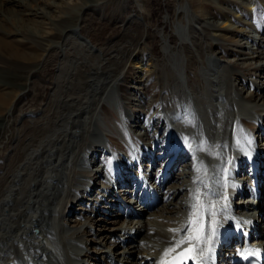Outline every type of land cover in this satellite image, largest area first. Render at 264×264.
<instances>
[{"label":"bare ground","instance_id":"bare-ground-1","mask_svg":"<svg viewBox=\"0 0 264 264\" xmlns=\"http://www.w3.org/2000/svg\"><path fill=\"white\" fill-rule=\"evenodd\" d=\"M51 5L0 0V62L43 57L36 43L21 51L31 33L62 54L40 109L12 128L5 122L23 96L0 87V264H178L187 253L188 264H241L237 224L264 254V32L248 58L219 54L209 27L207 42L196 40L200 21L185 4L167 25L176 36L161 37V62L151 49L135 62L143 16L126 17V42L97 46L81 35L80 16L58 37L30 27ZM241 27L222 36L236 40ZM132 68L146 75L140 86L124 85ZM120 104L126 127L110 109ZM111 129L139 134L142 171ZM114 146L128 155L116 154L118 170L99 160Z\"/></svg>","mask_w":264,"mask_h":264},{"label":"rangeland","instance_id":"rangeland-1","mask_svg":"<svg viewBox=\"0 0 264 264\" xmlns=\"http://www.w3.org/2000/svg\"><path fill=\"white\" fill-rule=\"evenodd\" d=\"M94 1L95 3L98 1L101 5L99 7H87V5H90ZM39 2H48L52 4L49 6L50 9L48 7L45 8V11H47L49 15L44 19H36L39 22L42 21L43 24L39 22H29L30 27H36V29H40L41 31L48 30L50 32L53 30L55 33L54 36L58 37L62 30L70 27L74 20L80 16L81 21L79 29L81 35L91 40L97 46H104L111 43L120 45L126 42L129 40L128 33L125 32V29L127 28V24L125 22L126 17L133 15V13L134 15L143 16L149 24L148 36L144 41V44H141L140 54L137 58H135V62L145 58L146 56L148 57L151 52L155 62H161L162 58L160 54L163 50V40L161 37L162 35H167L170 32L171 35L176 36L175 33H172V31L175 32V29L168 30V26H173L174 22L176 23L180 20V17L176 16L175 12H177L178 9L185 4L191 6V12L200 21V24H196V27L200 28L198 29L200 32H198L196 34L197 36H195L196 40L199 41V34H204L203 31L205 30L203 29L206 28L208 30L210 28L208 32H205H216L218 35L215 41L218 44L217 50L219 54L224 51L232 53L238 51L236 52L239 53L237 54L236 59L248 58L251 56L250 51L257 50V45L255 44L259 42L262 37V33L264 32V0H39ZM7 15L8 14H6V16ZM227 19L230 21L225 24ZM165 21H168L169 24H164ZM230 22H234L235 26H228ZM240 27L244 30L239 38L236 37V40L232 41L229 37L222 36L223 33H229L230 35L233 31L240 30ZM223 28H226V30ZM70 31L73 33L72 29ZM32 34L33 33L26 36L27 38H25V43L27 45L24 44L25 46L20 49L21 51L30 54L31 51L29 48L33 46V44L31 45L30 43H36L35 45L38 47H36L37 53L39 55H43V57L41 56L40 59H31L28 61H9L6 59L0 62V87L2 89L11 88L13 91H17L18 93L21 92L23 96V98L20 99L21 102L17 105L18 107H16V112L10 118H7V121L5 122V125L8 123L9 125H12L11 128L14 127V124L21 123L24 117L23 115L26 111L34 112L40 109L38 96L49 93L51 89L50 86L53 85V78L57 72L56 68L61 62L62 54L60 49L54 48L51 52H45V43L35 38H33L35 40L32 41V38H30ZM203 34H201V37H203L204 42H207ZM171 35L169 38H171L170 40L174 43L175 39L172 38ZM239 44H242L243 48H238ZM74 53V50L71 49L68 54L74 55ZM154 75L155 74L152 73V78ZM254 75L255 77L259 76L256 72L253 74V78ZM241 77L245 78L246 76L243 77L241 75ZM145 79L146 75L144 73L138 69L132 68V71L125 78L124 85L130 87L135 85L140 86L139 81L143 82ZM29 92H31V94ZM24 94L27 96H24ZM31 102H33L34 105ZM121 107L122 104H120L116 110L112 106L110 109L114 113L116 119L120 122L122 121L123 125L126 127V120ZM6 113L7 111H5V114ZM1 120L2 119L0 117V122ZM9 125L8 130H12ZM109 127H111V124ZM110 133L112 134L111 136L114 141H117L127 147L130 150V154L133 152L136 159L139 158L141 162V158L139 157L140 144L137 142L136 137L133 138V136L139 134H135L133 132V134H135L133 135L129 129L126 131L127 134L123 132L119 133L117 130L114 131V129H111ZM8 143V147L10 149L13 146L11 144V140H9ZM107 143L112 146V143L109 140H107ZM114 148V154L112 152L110 155L105 154L99 157V160L102 162L101 165H104L103 162L108 161L107 166H111L112 161L114 160H117L116 162L120 163V159H118L116 154H122L128 157L122 149L116 146H114ZM0 151L1 171L5 151L1 149ZM129 161L130 160H128V163H130ZM138 168L141 170V167ZM109 181L112 180L109 179ZM156 196L158 195L156 194ZM96 228L98 229V226L95 227V229ZM91 250H95L94 244L91 245Z\"/></svg>","mask_w":264,"mask_h":264},{"label":"snow or ice","instance_id":"snow-or-ice-1","mask_svg":"<svg viewBox=\"0 0 264 264\" xmlns=\"http://www.w3.org/2000/svg\"><path fill=\"white\" fill-rule=\"evenodd\" d=\"M192 222L194 223V221H192ZM184 242H185V240L182 238L180 241L177 242V246H179L180 244H183ZM169 251H172V249H169ZM165 255H167V252L165 253Z\"/></svg>","mask_w":264,"mask_h":264}]
</instances>
